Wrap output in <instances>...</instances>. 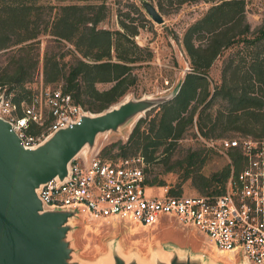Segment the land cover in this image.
I'll use <instances>...</instances> for the list:
<instances>
[{
  "label": "trees",
  "instance_id": "1",
  "mask_svg": "<svg viewBox=\"0 0 264 264\" xmlns=\"http://www.w3.org/2000/svg\"><path fill=\"white\" fill-rule=\"evenodd\" d=\"M249 1L158 0L165 12L172 4L207 2L211 6L183 37L190 70L183 78L179 93L140 118L126 143L116 142L103 148L104 156L109 157L115 146L120 148L121 158L135 157L140 152L138 155L146 164L147 184L154 187L164 185V181L157 176L150 177L148 163L158 159L155 153L160 147L179 142L194 125L207 137L220 123L224 127L236 124L244 133L219 140L264 138V26L251 31L246 13ZM27 2L0 0V50L11 48L7 51L10 59L6 65H0V86L12 94L20 113L22 104L31 105L37 95L26 85L38 71L41 60L37 49L40 37L45 35L54 40L43 60L46 85L61 84L51 89H62L74 104L93 112H102L119 103L133 84L135 63L144 60L142 52L146 51L134 40L139 33L134 20L131 23L121 20L122 29L101 27L109 15L106 0H69L59 5ZM237 44H243L237 54H245L229 59L223 70V82L213 85L210 71L214 63L225 49ZM149 52L150 58L152 52ZM98 83L112 85L100 90ZM16 86L23 90L19 96L13 91ZM219 100L222 108L215 111ZM154 113L153 119L159 121L152 122L153 132L142 131L141 124ZM32 127L29 132L37 133ZM229 155L232 162L211 177L199 174L206 163L203 150H191L178 158L175 163L183 170V180L170 188V194L182 195V183L195 173L199 174L196 182L201 189L199 195L224 192L232 165L239 171L243 160L238 148L231 149ZM169 159L159 160L168 162Z\"/></svg>",
  "mask_w": 264,
  "mask_h": 264
},
{
  "label": "built area",
  "instance_id": "2",
  "mask_svg": "<svg viewBox=\"0 0 264 264\" xmlns=\"http://www.w3.org/2000/svg\"><path fill=\"white\" fill-rule=\"evenodd\" d=\"M42 104L46 112L39 109ZM20 111L12 94L0 86V118L11 123L27 149L87 113L60 88L45 89L31 105L22 104ZM35 125L41 130L29 132ZM217 143L220 152L229 155L238 148L243 156L242 167L236 171L232 165L220 194L177 196L170 194L169 186L161 195L149 194L152 187L147 184L141 155L113 159L97 146L91 153L86 149L78 154L70 161L66 177H53L37 194L46 209L77 210L76 222L112 219L145 228L177 223L195 230L212 250L230 252L244 264H264V138L247 136Z\"/></svg>",
  "mask_w": 264,
  "mask_h": 264
},
{
  "label": "rangeland",
  "instance_id": "3",
  "mask_svg": "<svg viewBox=\"0 0 264 264\" xmlns=\"http://www.w3.org/2000/svg\"><path fill=\"white\" fill-rule=\"evenodd\" d=\"M23 1H29L27 3L36 2V4L59 5L69 0ZM149 1L153 2L163 16V23H159L152 18L141 0H106L109 7V15L100 26L112 30L122 29L120 25L121 20L129 23L134 20V24L139 29V33L134 36V40L142 48L146 49V51L142 52L144 60L135 63L132 69L133 84L121 101L128 98H141L145 96L164 97L174 92L185 74L190 70V60L183 46V37L188 28L198 21L211 6L207 2L185 3L180 6L172 4L166 7L167 11L165 12L160 9L158 0ZM246 13L252 32L264 26V0H250L247 4ZM40 40V48L38 46L37 49L41 60L38 71L32 81L26 85L27 88L34 91L35 95L37 94L36 96H40V93L46 87L52 88L61 85L45 84L43 60L46 51L52 46L54 40L50 35L41 36ZM242 45L237 44L225 49L216 60L210 71V79L213 81V85H221L223 82V70L229 59L245 54L242 52L237 54ZM67 48L63 49V51ZM10 49L0 50V65H6L10 59L7 53ZM149 50L152 52V57L150 58L148 57ZM0 83L2 82L0 81ZM111 85L112 83H98L96 86L100 90H103L111 87ZM13 91L17 96L23 92L18 86L13 87ZM221 105L222 102L219 100L216 102L214 110L222 108ZM39 109L43 112L47 110L43 104ZM85 111L88 114L98 113L91 110ZM154 115L155 113L144 120L141 124L142 131L153 132L152 128L154 126L152 122L157 123L159 121L158 118L153 119ZM145 116L146 114L143 118ZM137 122L138 120L132 121L119 134L101 136L97 141V147L103 149L112 143H126ZM32 130L39 132L41 128L33 126ZM241 134L244 133L236 128V124L225 125L224 127L220 123L209 137L200 132L196 125L189 128L179 142L172 145L166 143L160 147L155 153L158 159L148 163L147 173L150 177L157 176L159 180L164 181V185H155L153 188L148 189V193L161 195L164 192L165 186L177 187L183 180V170L175 162L178 158L187 155L191 150H203V155L206 156V163L200 168V175L203 174L211 177L215 172L221 171L230 163L231 158L230 155H226L217 149L218 140L220 138L237 137ZM120 152V148L115 146L109 157L119 159L121 158ZM138 154L141 153L139 152L136 155ZM129 156L134 157V155ZM167 157L170 158L168 162L159 160L160 158L166 159ZM199 174L195 173L191 178L182 183V194H199L198 192L201 189L196 185ZM74 226L69 236L74 248L73 256L75 260L84 264H103L105 261H111L113 247L116 248L118 246L120 253L125 258H136L139 261H144L150 259L158 250H165V247L169 244L191 250L193 253H205L215 264L238 263L234 258L231 260L223 258L226 254L227 256L231 254L230 252L212 250L208 241L195 230L183 229L177 223L157 228H145L108 219L92 222L79 220L74 222ZM210 254H213V256ZM108 255L109 260H106Z\"/></svg>",
  "mask_w": 264,
  "mask_h": 264
},
{
  "label": "water",
  "instance_id": "4",
  "mask_svg": "<svg viewBox=\"0 0 264 264\" xmlns=\"http://www.w3.org/2000/svg\"><path fill=\"white\" fill-rule=\"evenodd\" d=\"M141 2L155 21L164 22L153 2ZM182 81L167 96L128 98L102 112L86 113L32 149L25 148L11 123L0 118V264H84L74 259L69 237L77 210L46 209L37 189L55 176L66 177L70 161L86 149L91 153L101 136L121 133L132 121L172 100ZM165 250L171 252L169 259L156 256L154 264H215L205 253L172 244ZM112 251L111 261L103 264H141L122 256L119 246Z\"/></svg>",
  "mask_w": 264,
  "mask_h": 264
},
{
  "label": "bare ground",
  "instance_id": "5",
  "mask_svg": "<svg viewBox=\"0 0 264 264\" xmlns=\"http://www.w3.org/2000/svg\"><path fill=\"white\" fill-rule=\"evenodd\" d=\"M88 228H89V227H88ZM90 229H91V228H90ZM133 230H134V229H133ZM136 232H138V231H136ZM218 253H219V252H218ZM210 255L213 256V254H210ZM156 256H160V257L164 258L165 260H168L169 257L171 256V252H169L168 250H158L157 252H155V253L152 255V257H151L150 259H148V260H144V261H140V263H141V264H154V258H155ZM108 257H109V255L107 256L106 260H109ZM221 257H223V256H221ZM223 258H224V259L231 260V259H233L234 257H233L232 254H228V256H227V254H226V256H224Z\"/></svg>",
  "mask_w": 264,
  "mask_h": 264
},
{
  "label": "crops",
  "instance_id": "6",
  "mask_svg": "<svg viewBox=\"0 0 264 264\" xmlns=\"http://www.w3.org/2000/svg\"><path fill=\"white\" fill-rule=\"evenodd\" d=\"M153 188V187H152ZM216 250V249H215ZM216 251H219V250H216Z\"/></svg>",
  "mask_w": 264,
  "mask_h": 264
}]
</instances>
